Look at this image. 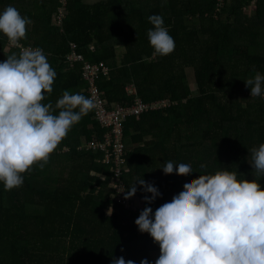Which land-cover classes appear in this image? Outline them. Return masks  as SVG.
<instances>
[{"label": "trees", "instance_id": "1", "mask_svg": "<svg viewBox=\"0 0 264 264\" xmlns=\"http://www.w3.org/2000/svg\"><path fill=\"white\" fill-rule=\"evenodd\" d=\"M9 5L32 21L20 43L41 48L57 74L42 103L55 107L66 90L89 97L80 67L67 65L74 41L91 64L108 66L98 86L110 105H131L135 96L169 105L124 126L127 188L144 179L162 195L147 204L143 197L152 194L137 184L144 200L137 212L112 203L102 153L79 150L83 139L101 140L104 133L91 110L43 169L34 164L21 174L22 186L6 191L0 182V264H112L121 256L155 264L159 244L135 224L146 206L154 212L189 179L225 169L264 187V175L251 165V150L264 143V96H251L244 81L264 75V0H223L219 8L216 0H67L62 24L60 0H0V12ZM153 14L174 39L169 55L156 54L149 43ZM19 51L0 33V62ZM168 161L193 172L164 174Z\"/></svg>", "mask_w": 264, "mask_h": 264}, {"label": "clouds", "instance_id": "2", "mask_svg": "<svg viewBox=\"0 0 264 264\" xmlns=\"http://www.w3.org/2000/svg\"><path fill=\"white\" fill-rule=\"evenodd\" d=\"M148 20L154 26L147 35L155 53L171 54L175 42L163 17L153 14ZM31 23L14 6L0 12V33L20 49L0 62V182L6 191L22 186L21 174L34 164L43 169L72 126L97 106L94 99L67 90L55 107L42 103L57 74L41 48L21 45ZM244 81L251 96H264V75L256 72ZM56 109L58 115L53 114ZM251 156L256 176L264 175V143L253 148ZM162 169L164 174L193 172L190 165L172 161ZM137 184L152 194L143 197L147 204L162 195L153 184L137 179L125 199L136 194ZM135 224L159 244L155 264H264V187L255 179L239 180L226 169L189 179L170 202L154 212L146 206ZM112 264L135 262L121 256ZM140 264L149 261L144 258Z\"/></svg>", "mask_w": 264, "mask_h": 264}, {"label": "built area", "instance_id": "3", "mask_svg": "<svg viewBox=\"0 0 264 264\" xmlns=\"http://www.w3.org/2000/svg\"><path fill=\"white\" fill-rule=\"evenodd\" d=\"M222 5L223 0H216L217 8ZM67 12V0H60V6L56 12L58 23H63ZM66 61L70 69L80 67L82 79L87 84L89 98L97 102V106L92 110L94 119L104 131L101 140H86L79 148L102 153V164L109 168L111 174L109 189L112 203L127 211L137 212L139 207L134 199L132 197L125 199V193L128 191L125 181L127 172L125 122L129 118L140 116L148 111L162 109L169 105V101L144 102L135 96L131 105H110L98 86L99 79L109 74L108 66L104 63L91 64L82 53L78 52L77 43L74 41L69 45ZM129 93L134 95L135 91L134 93L129 91Z\"/></svg>", "mask_w": 264, "mask_h": 264}, {"label": "rangeland", "instance_id": "4", "mask_svg": "<svg viewBox=\"0 0 264 264\" xmlns=\"http://www.w3.org/2000/svg\"><path fill=\"white\" fill-rule=\"evenodd\" d=\"M85 2H87V3H95V2H98V1H100V0H84ZM252 6H250L249 8H248V10H247V12L248 13H251V11H252V9L253 8H251ZM12 47V46H11ZM191 75H192V72H191ZM192 76H189L188 78H189V81L192 83V81H193V79L191 78ZM129 89V88H128ZM131 93H134V91L132 90V89H130L129 90ZM86 140L85 139H83V142H82V144L85 142ZM81 144V145H82ZM79 150H80V148H79ZM128 170V169H127ZM128 173V171L126 172V174ZM186 183V182H185ZM184 183V184H185ZM109 184H110V182H109ZM134 199V198H133ZM134 201H135V203H136V205L138 206V207H140V205H139V202L138 201H136V199H134ZM112 207V206H111ZM110 210H111V208L109 207L107 210H106V212L107 213H110ZM159 255H160V253H155V254H153L152 256H153V261L155 262V260L159 257Z\"/></svg>", "mask_w": 264, "mask_h": 264}, {"label": "crops", "instance_id": "5", "mask_svg": "<svg viewBox=\"0 0 264 264\" xmlns=\"http://www.w3.org/2000/svg\"><path fill=\"white\" fill-rule=\"evenodd\" d=\"M251 8H254V5H253ZM252 10H253V9H252ZM251 12H252V11H251ZM127 171H129V170H127ZM132 198L136 199V201L139 202V205H140L139 208H142V207L144 206V200L141 199V198L137 195V193H136L134 196H132ZM155 253L158 254V251H157V252H154V254H155Z\"/></svg>", "mask_w": 264, "mask_h": 264}]
</instances>
